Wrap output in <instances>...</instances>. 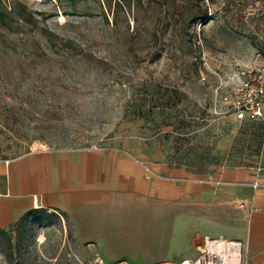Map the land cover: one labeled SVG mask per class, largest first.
Returning <instances> with one entry per match:
<instances>
[{
  "label": "rangeland",
  "instance_id": "1",
  "mask_svg": "<svg viewBox=\"0 0 264 264\" xmlns=\"http://www.w3.org/2000/svg\"><path fill=\"white\" fill-rule=\"evenodd\" d=\"M249 62L264 63V0H0V160L93 148L145 168L95 218L43 207L0 227V264H180L236 229L208 204L197 219L193 194L184 210L182 176L157 163L264 170V126L220 100Z\"/></svg>",
  "mask_w": 264,
  "mask_h": 264
},
{
  "label": "crops",
  "instance_id": "2",
  "mask_svg": "<svg viewBox=\"0 0 264 264\" xmlns=\"http://www.w3.org/2000/svg\"><path fill=\"white\" fill-rule=\"evenodd\" d=\"M142 161L132 152L49 147L0 160V227L43 207L66 211L76 218H95L108 201L121 198L117 191H125L123 199L134 198L128 193L138 191L144 182ZM157 165L182 176L179 200L184 210L193 194L197 219L203 221L208 204L216 216H225L227 224L236 221V229L228 224L225 234H220L242 242L243 264H264V170L224 165L210 171L207 179L191 176L186 166ZM150 192L155 195L156 191L152 187ZM122 209L125 217L137 216V210Z\"/></svg>",
  "mask_w": 264,
  "mask_h": 264
},
{
  "label": "built area",
  "instance_id": "3",
  "mask_svg": "<svg viewBox=\"0 0 264 264\" xmlns=\"http://www.w3.org/2000/svg\"><path fill=\"white\" fill-rule=\"evenodd\" d=\"M220 100L227 104L238 122H259L264 126V63L249 62L241 66L236 80ZM257 183V180L253 181V185ZM180 264H243L242 242L221 234L206 235L198 254Z\"/></svg>",
  "mask_w": 264,
  "mask_h": 264
}]
</instances>
